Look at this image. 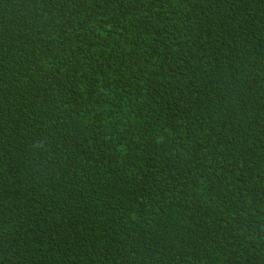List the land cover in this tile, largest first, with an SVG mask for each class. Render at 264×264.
<instances>
[{
	"label": "trees",
	"instance_id": "1",
	"mask_svg": "<svg viewBox=\"0 0 264 264\" xmlns=\"http://www.w3.org/2000/svg\"><path fill=\"white\" fill-rule=\"evenodd\" d=\"M0 264H264V0H0Z\"/></svg>",
	"mask_w": 264,
	"mask_h": 264
}]
</instances>
